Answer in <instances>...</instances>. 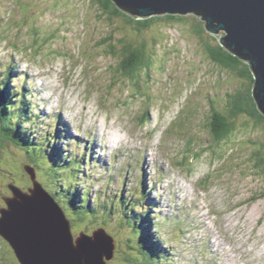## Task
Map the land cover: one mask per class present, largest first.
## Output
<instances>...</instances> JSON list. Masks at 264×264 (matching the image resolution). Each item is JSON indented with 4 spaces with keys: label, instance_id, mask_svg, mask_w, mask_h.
<instances>
[{
    "label": "rangeland",
    "instance_id": "374dc122",
    "mask_svg": "<svg viewBox=\"0 0 264 264\" xmlns=\"http://www.w3.org/2000/svg\"><path fill=\"white\" fill-rule=\"evenodd\" d=\"M43 2L46 4L43 5ZM2 9L3 11H0V19L3 20L0 21L2 62L15 63L18 66V60L21 59L24 65L18 66L16 72L18 73V70L24 72L26 77L30 78L29 82H26L27 85L34 88L41 75V79L38 80L41 87L43 84H50L54 89L55 107L61 105L74 116L71 126L75 124L80 128L98 125L97 130L99 127L100 134L98 135L97 131L92 132L93 138L83 143L94 142L96 138L98 144L102 140L111 146V138L114 143L126 140L114 151H104L102 159L97 157L98 163L94 164L93 169L91 165L88 166L86 171L92 181L88 180V183H85L81 180L79 183L81 186L86 185L87 188L111 193L118 199L117 194H120L118 190L114 188L105 190L104 185L94 179L99 178L103 181L112 179L113 176L114 179H120L114 171L121 172L124 167H127L126 169L134 167L132 177L139 178L143 163L136 164L139 158L137 152L149 150L152 155L147 154V161L153 156L163 159L165 163L164 168L159 167V172L154 173V165L144 161L153 167L149 178L162 188H166L169 181H176L178 185L190 188V194L183 192L184 196L194 198L191 202H185L187 210H190V204L204 207L200 209L208 219L205 229L210 230L214 236L216 234L215 237L228 253L235 252L233 256L236 257L234 258L236 262L233 260V263L260 264L261 254L264 256V200L259 196L264 193V164L257 166L255 156L260 152L264 158V131L263 128L257 129L244 115H239L233 119V123H237L236 132L227 138L222 147L214 145L209 124L213 120L216 122L219 114L227 115L224 111L225 108L228 109V102L234 103L237 94L244 93L246 81L210 61L200 39L194 33L196 29L203 28L198 17L186 15L183 17L188 20L187 25L175 27L159 23L143 32V36L138 40L144 37L148 39L146 35L149 33L151 34L148 36H153L156 40L154 43L148 40L149 46L151 45L148 55L153 61L155 71L148 79L140 76L139 80L142 82L138 84V80L130 83L121 80L116 83L112 71L117 68V61H112L113 57H106L103 46L99 44L105 35L112 39L113 44L123 36L128 41L132 38L135 42L134 38L136 39L137 35L130 27L127 28L129 31L123 28L121 19L108 21L94 3L87 0H6L5 9L0 4V10ZM191 16L200 20L194 28L188 26ZM8 19L11 22H7ZM218 33L220 38L226 34L223 30H219ZM205 38L208 39L206 35ZM156 42L158 48L165 49L167 46V49L155 51ZM153 54L155 56H151ZM185 60L190 65L184 64ZM145 72L142 74L145 75ZM155 75L160 81L159 86L153 83ZM199 75L202 76V81L198 84ZM23 79L24 77H21L10 82L12 91L19 88ZM135 83L139 85V90L134 89ZM222 90L227 94H233L232 98L228 100ZM45 91L43 87L40 94L44 95ZM217 98L219 99L217 103H213L211 99ZM40 107H44V104ZM213 108H216L217 112L213 111ZM46 109L51 110L50 104ZM56 112L58 111L55 110L53 114ZM43 122L47 124L43 133L55 131L53 128L50 130L52 122L48 119ZM229 123L232 124L230 121ZM56 126L61 130L63 128L61 122ZM239 126L242 128H238ZM31 127L37 130L38 121L32 123ZM35 135L36 137H32L31 140H35L37 144L47 139L45 135L39 133ZM11 143L4 142L1 151L2 197L7 184H18L23 190L29 187L28 181L21 177L22 169L27 171L28 180L31 177L26 169L32 168L28 163L30 157L27 161L29 154L26 158V153L14 148ZM101 147L105 148L104 145ZM65 155L63 152L60 153L61 157ZM107 155H110V158ZM32 158L33 165L46 168L42 157L38 155V158L37 156ZM114 159L117 161L113 162ZM129 165L131 166L128 167ZM11 166L18 168L16 173ZM71 170L77 171L79 167ZM71 170L67 172L68 177L73 175ZM44 173L47 172L36 171L37 180L49 189L46 190L50 194L57 193L52 196L64 195L72 198L70 192L61 190L58 183L49 182L50 178L47 179ZM160 173L167 177H161ZM70 180L74 183L75 179ZM119 188L121 189V186ZM124 189L125 187L121 190ZM38 193L41 195L39 191ZM209 199L220 213V215L213 213L211 219L208 218ZM169 202L181 209V206H177L178 197L173 201L170 199ZM241 202L243 203L237 208ZM18 211L20 216L16 218L11 215L8 220L13 222L24 217L30 212V207L20 206ZM33 211L39 212V208L35 206ZM116 217L120 218L119 214ZM169 223L170 220L165 219L162 224ZM173 227H177L182 234L185 233L183 224H175ZM201 235V232L192 234V250L189 256L201 247L197 241ZM188 238L190 239V236ZM215 251L221 256L215 259L216 263L232 262L222 247ZM3 255L9 262V254L4 251ZM200 261L212 263L209 258ZM0 264H3L1 259Z\"/></svg>",
    "mask_w": 264,
    "mask_h": 264
},
{
    "label": "water",
    "instance_id": "95a60500",
    "mask_svg": "<svg viewBox=\"0 0 264 264\" xmlns=\"http://www.w3.org/2000/svg\"><path fill=\"white\" fill-rule=\"evenodd\" d=\"M118 6L131 8L140 18L156 14H198L211 34L223 30L230 53L252 66L256 85L254 98L264 112V0H113ZM217 40L220 35L217 34ZM224 44V41L221 40ZM1 126V120H0ZM257 161L256 163H261ZM30 172V171H29ZM22 191L9 186L12 196L3 198L0 209V237L11 247L21 264H102L106 243L100 234L89 238L81 234L73 240L68 222L49 194L36 184ZM38 191L41 193L39 195ZM30 212L20 216V206ZM28 205V206H27ZM39 212L34 213V207Z\"/></svg>",
    "mask_w": 264,
    "mask_h": 264
},
{
    "label": "trees",
    "instance_id": "16d2710c",
    "mask_svg": "<svg viewBox=\"0 0 264 264\" xmlns=\"http://www.w3.org/2000/svg\"><path fill=\"white\" fill-rule=\"evenodd\" d=\"M87 1L94 3L99 8L102 15L107 17L108 21L111 22L112 19H121V26L125 29L130 27V30L137 35V38H134L135 42L132 38L130 41H128L127 38L123 36V38L119 39L115 44L112 43L111 38H107L103 42L101 41L99 43L101 46H103L104 53H106V56L110 58L113 57L112 61H117V68L113 69L112 71V73L114 74V80H117L116 83H119V81L121 80L127 83L132 82L134 80H138L137 83L141 84L142 81L139 80V77L143 76L142 72L146 71L144 76L146 78H149L151 71H155L153 61L151 60L150 55H148V49L151 51V45L149 46V41L154 43L156 40H154L153 36H148L151 33L146 35L148 39L144 37L143 39L138 40L143 36L144 31L150 30L154 25L159 23H164L165 25H168L170 23L177 24L179 22H183L182 25H187L188 22V20L184 19V17L182 16L173 15H165L163 17L156 16L147 20H139L137 18H134V16L132 15L131 8H123L121 6H118L113 0ZM45 4L46 3L43 2V5ZM190 18L191 20L188 25L189 27L194 28L198 24V22L200 23V21H198L196 17L191 16ZM0 21L2 22L3 20L0 19ZM7 22L11 21L8 19ZM202 32L204 33L203 28H198L195 30V33L200 34V36ZM158 42L154 44L155 51L158 50V52H160L163 49L158 48ZM203 47L207 48L208 55L213 63L218 64L223 68L231 71L232 73L237 74L239 77L244 79V81H246L244 93L242 95L237 94L235 103L231 105V109H228L227 117L219 116V123L217 124V126H214V128H216L214 130L217 132L215 133L216 135L214 137L213 142L217 143V145L223 143L224 140L228 138L234 131L235 126L237 124H234L233 122L231 124L229 123V121L235 119L242 113L247 114L249 118L255 121V124L257 126H261L263 128V116H260V114L256 112L257 106L254 101L252 90L255 78H253L252 76L249 65L243 60H240L225 51V49L221 46L214 47L213 45L205 41V45H203ZM165 49H167V46ZM151 56L155 55L153 54ZM9 81L10 77H6L4 79V81L2 82L3 89L0 91V119L3 131V134L0 135V160L2 159L1 151L4 146L3 143L6 141L12 142L18 149H23L30 156H32V154L36 153L37 151L36 148L35 151H33V146L28 143L26 139L20 142V140L18 141L16 139H13L11 136L12 133H17V128L15 127V124L18 123L19 120H16L18 118H15V114L17 113L16 109L18 108V106H14V103L11 100L13 97H10L9 99H7V97H3L5 92H8L7 88L9 87ZM137 83L134 84V89L139 88V85ZM13 109H15L16 111L13 112ZM19 136V134H16V137ZM59 173L60 171H58V168L56 169V167L55 169L53 167H49L48 169V174L52 177L60 175ZM48 181L52 183L59 182L58 185L61 183V179H59L58 177H56V179H49ZM39 183L41 184V182ZM69 206L74 212L78 213L77 215H84L83 208L79 210L75 205ZM126 210L128 212V208L125 207V211ZM126 218L128 219V222H131L128 215ZM138 236L140 235L138 234ZM139 244L144 248L148 247L144 239H140ZM128 249L131 250V247H129ZM7 264H14V258H10Z\"/></svg>",
    "mask_w": 264,
    "mask_h": 264
},
{
    "label": "bare ground",
    "instance_id": "6f19581e",
    "mask_svg": "<svg viewBox=\"0 0 264 264\" xmlns=\"http://www.w3.org/2000/svg\"><path fill=\"white\" fill-rule=\"evenodd\" d=\"M229 53V52H228ZM86 109V108H85ZM88 109V108H87ZM117 142V141H116ZM34 146H33V151H34ZM132 160H133V158H132ZM31 166V165H30ZM27 170H28V172H29V174H30V176H31V173H33V175H34V178H35V182H36V184H38L40 187H41V189L43 190V191H45V192H47L48 194H50V192H48L47 190H49L48 188H46L45 186H43L42 184H40L38 181H37V175H36V170H35V168H29V167H27L26 168ZM159 174V173H158ZM145 176H146V174H145ZM32 179V176L30 177V181H32L31 180ZM74 182H75V180H74ZM119 186H121V189H123L124 188V186H122V185H119ZM45 187V188H44ZM143 188L144 189H146V187L144 186V184H143ZM47 189V190H46ZM211 190V189H210ZM69 192V191H68ZM52 194H54V193H52ZM52 194H50L51 196H52ZM57 193H55L54 195H56ZM59 194V193H58ZM117 196H119V198H118V200H120V201H122V197H121V194H117ZM207 200V199H206ZM123 202V201H122ZM125 207L126 206H123L122 207V213H123V215H125L126 217H127V215H128V212H127V210L125 211ZM127 208V207H126ZM152 218V220L154 219V216L153 217H151ZM126 221L128 222V219L126 218ZM133 225V224H132ZM152 226L153 227H155V225H154V223L152 224ZM133 227L135 228V231H136V233H137V235L139 234L140 236H142L143 235V232L137 227V226H135V225H133ZM215 234V233H214ZM144 241H145V243H146V245L149 247V245H150V243H152L151 241L149 242L148 240H145L144 239ZM222 250L224 251V252H226V253H228L227 252V250H226V248H224L223 246H222ZM260 251V250H259ZM235 253V252H234ZM233 253V254H234ZM233 254H230V253H228V256H229V260L231 261L232 260V262L230 263V264H234L233 263V260H234V258H236V257H234L233 256ZM255 254V253H254ZM259 254V253H258ZM257 254V255H258ZM256 255V256H257ZM256 256H255V258H256ZM260 261V264H263L262 262H261V260H259ZM234 262H236V260H234ZM254 264V263H253Z\"/></svg>",
    "mask_w": 264,
    "mask_h": 264
}]
</instances>
